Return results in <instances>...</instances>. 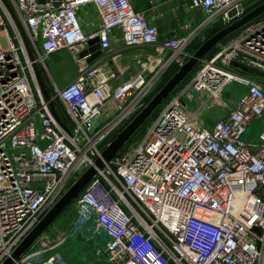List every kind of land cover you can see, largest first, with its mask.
I'll return each instance as SVG.
<instances>
[{
  "label": "built area",
  "instance_id": "built-area-1",
  "mask_svg": "<svg viewBox=\"0 0 264 264\" xmlns=\"http://www.w3.org/2000/svg\"><path fill=\"white\" fill-rule=\"evenodd\" d=\"M183 1L207 19L161 39L131 0H0V264L151 89L141 87L143 72L114 87V74L80 56L87 42L97 38L104 52L118 30L125 48L168 53L164 66L180 67L202 28L244 13V0ZM90 5L97 22L86 33L80 12ZM60 51L76 70L53 95L65 106L68 131L53 117L33 68ZM232 62L264 72V20L203 59L130 156L117 154L98 171L72 202V224L59 239L48 241L46 230L12 264H66L60 249L79 236L96 243L87 264H264V124L254 141L246 139L263 117L264 86ZM232 84L245 93L228 95ZM109 104L122 108L115 118L103 115ZM213 111L223 114L207 128L201 116ZM89 224L92 233L83 234Z\"/></svg>",
  "mask_w": 264,
  "mask_h": 264
},
{
  "label": "water",
  "instance_id": "water-1",
  "mask_svg": "<svg viewBox=\"0 0 264 264\" xmlns=\"http://www.w3.org/2000/svg\"><path fill=\"white\" fill-rule=\"evenodd\" d=\"M39 3H44L45 0H37ZM235 10L228 13L229 18H234ZM264 14V2L252 9L250 12L241 15L233 20L223 29L205 40L202 45L191 55L188 60L184 62L177 72L167 81V83L153 96V98L139 111V113L118 133L115 138L109 142L102 150L99 157H97L93 165L89 166L80 177L68 188L56 204L41 218L38 224L31 230V232L21 241L12 254L2 264H12L19 259L31 245L51 226V224L66 210V208L77 199L80 193L87 187L92 179L101 171L105 164L109 163L127 142L134 136L139 128L150 118V116L159 108L160 105L177 89V87L184 81V79L194 70V68L201 62L204 57L216 46H218L225 38L231 34L239 31L247 24ZM22 34V32H21ZM23 36V34H22ZM24 37V36H23ZM102 54L99 48L98 39L93 38L86 44V49L80 53L81 57H87V63H91ZM231 66L246 76L264 81V72L246 65L232 62ZM36 80L42 94V97L49 104V109L59 123V125L68 131V128L60 120L54 105L51 101L44 83L41 79L39 71L36 66H33Z\"/></svg>",
  "mask_w": 264,
  "mask_h": 264
},
{
  "label": "rangeland",
  "instance_id": "rangeland-1",
  "mask_svg": "<svg viewBox=\"0 0 264 264\" xmlns=\"http://www.w3.org/2000/svg\"><path fill=\"white\" fill-rule=\"evenodd\" d=\"M252 2H254V0H244L243 1L242 5L244 8V11L247 12V11H249V9L254 7L255 4H252ZM82 18H83V21L85 22L84 30L86 32L91 31L93 29V26H94L93 25L94 21L89 19L87 16L82 15ZM197 18H199V21H201V22L205 21L207 19V17L205 15L200 14L199 12H197ZM218 22H219V19H216V21H214V23L208 24L204 28H202V30L198 33V35H195L194 41L198 42V41L202 40V38L206 37L207 34H210L211 33L210 31L215 27V24ZM254 24L255 23H253L252 25H254ZM174 25L176 26L175 29H177L178 28V22H175ZM246 28H243L240 31H238L236 34H234L233 36L228 38L227 41L220 43V45L215 47L214 50L211 53H209V55L205 59L211 58L219 49L226 46L231 39L241 36L245 32ZM176 31L179 32V30H176ZM191 50L192 49H190V48L188 49V46H186V48L184 49V52L186 53V55H188V58H189V56H191V53H192ZM144 52H146V54L150 55L149 57H151V58H150V60H146L143 62L144 63L143 64L144 71H143V83H142L141 87H144L150 83L151 89L148 93L150 95L158 89L159 85L161 87V84L167 79L168 74L166 75L165 70L168 67L164 66V64L162 62H160L159 64L157 63L158 65L154 71V49L153 48H146L144 50ZM159 54H161V57H167V58L169 57V54L165 53V52L159 53ZM55 55L46 59L44 62V65H43V63L39 62L38 68H37L39 71V74L42 73V75H44V76L45 75H51V77H52V80H49L50 82L48 81V84H46L45 80L42 79L43 77H41L42 81L45 83V88H46V90L50 96L56 95V93L59 91V89L65 87L68 83H70L72 81V79L68 76V73L65 69H56L55 68V66L62 65L68 59L59 56L60 60H58L56 58L57 53ZM62 58H64V59H62ZM165 60H166V58H165ZM172 66L176 67V64H174ZM200 67H201V62L198 63V65L194 68V70L187 76L186 79H184V81L177 88H181V87L185 86L193 78L194 74L197 72V70H199ZM173 69L171 71H173ZM256 80H258L259 82L261 81L259 79H256ZM261 83L264 86V81H261ZM227 92H228V95H230L231 97L239 98L241 95H243L245 93V88L238 85V84H232L231 86L228 87ZM170 98L171 97L169 96L164 101V103L159 106V108L155 112L156 114L157 113L159 114V112L168 104ZM106 107L107 108L109 107V110H108L109 112H108V114L106 113L107 118H115L119 114V112L121 113V111H122V108H119L118 106H114V105L109 104V106L107 105ZM107 108H105V109H107ZM105 111H107V110H105ZM222 114L223 113H221L219 111L218 112L213 111L210 114L201 116V120H203L202 122H204L205 124L208 122L209 124L206 127L209 128L210 127L209 125L214 123L219 117L222 116ZM153 120H154V117H152V119H148L139 128V130L136 132L134 137L121 149L122 151H120L118 153V154H120V156H123V155H125L126 157L130 156V154L133 152V149L143 140V138L146 134L147 128ZM263 124H264V113H263V117L261 120L254 121L250 124V126L248 128V133L246 136L247 141H254V139L257 136L258 130L260 129L261 126H263ZM203 126H204V124H203ZM113 135H114V133H111L107 137V139L102 144H100L98 146V148L101 149L102 146L104 145V143L108 142L109 138L112 137ZM72 211H73V204L69 205L66 208V210L47 229L46 236H47L48 241H50V242L56 241L57 239L60 238V236L68 228H70V226L72 224V220H73ZM92 231H93V228H92ZM96 240H98V239H96ZM74 241L75 242H73V241L68 242L67 244H65L60 249V251H61L64 259L67 261V263L68 264L74 263L73 259H74L77 247H79L86 255H88V258L91 260L92 259L91 249L94 246H96V243L93 241H89L88 236H79V238L76 237ZM73 243H75L76 246ZM74 264H87V263L85 261L78 260Z\"/></svg>",
  "mask_w": 264,
  "mask_h": 264
},
{
  "label": "crops",
  "instance_id": "crops-1",
  "mask_svg": "<svg viewBox=\"0 0 264 264\" xmlns=\"http://www.w3.org/2000/svg\"><path fill=\"white\" fill-rule=\"evenodd\" d=\"M259 1L260 0H254L252 4H255ZM131 5L135 12L142 14L150 24L156 26L161 39L171 37L173 35V32H175L176 30H179V32L176 31L178 35H182L183 32L180 29L184 25H190L191 29H195L199 24L203 23V21L201 22L199 21V18H197V12H199L200 14L202 13L199 10L189 9L188 5L183 0H131ZM80 14L82 20L83 15L94 21L93 25L97 22L96 9L92 5L83 8ZM175 22H178L177 29H175ZM144 50L125 48L120 40V32L118 30H114L110 36L109 49L102 52L99 58L88 64L90 66L99 67L106 75L114 74L115 76L111 80V84L114 87H117L131 81L133 78H135V76L141 74L144 71L143 62L146 60H150L151 58L149 57L150 55L144 52ZM59 56L64 57L68 60L65 63L62 62V65L55 66V68L65 69L68 73V76L72 80L75 79L76 70L69 54L65 51H60L57 52L56 58L58 60H60ZM165 58L167 59V57H161V54L156 53L154 50V71L160 62H165ZM40 75L41 77H43L42 79L45 80L46 84H48L49 80H52L51 75H45L46 77L42 75V73H40ZM50 98L52 99V103L60 120L63 123H67L68 119L66 116V109L64 104L58 98H54L53 95H51ZM105 110H107L106 113L109 112V107ZM106 113L104 115H106ZM208 124V122L206 124L204 123V126L206 127L208 126ZM212 125L213 123L209 126L211 127ZM92 228L93 224H89L82 229V233H87L88 235H90V233H92ZM96 242L99 241L96 240ZM73 244L75 245V243ZM84 257L88 258V255H86L79 247H77L73 262L75 263L78 260L85 261ZM66 264H68L67 261Z\"/></svg>",
  "mask_w": 264,
  "mask_h": 264
},
{
  "label": "trees",
  "instance_id": "trees-1",
  "mask_svg": "<svg viewBox=\"0 0 264 264\" xmlns=\"http://www.w3.org/2000/svg\"><path fill=\"white\" fill-rule=\"evenodd\" d=\"M264 2V0H260L259 2H257V3H255V5H254V7H252L251 9H249V11L250 10H252L253 8H255V7H257V6H259L260 4H262ZM249 11H247V12H249ZM246 11H244V13L243 14H246L247 13ZM264 14H262L261 16H259L258 18H256L255 20H253L251 23H249V24H247L245 27H243V28H246V27H248L249 25H252L253 23H256V22H259V21H261V20H264ZM225 26H227V25H223V24H221V23H216L215 24V27L210 31L211 33L210 34H207V36L206 37H204L203 38V40H200V41H198V42H195L194 40L188 45V49L190 48V49H192L191 50V55L202 45V43L205 41V40H207L208 38H210L212 35H214L215 33H217L218 31H220L221 29H223ZM242 28V29H243ZM241 30V29H240ZM239 30V31H240ZM238 32V31H237ZM237 32H235V33H233V34H231L229 37H227V38H225L221 43H223V42H225V41H227L228 40V38H230L231 36H233L234 34H236ZM214 50V48L209 52V53H211L212 51ZM209 53L204 57V59L209 55ZM190 55V54H189ZM188 60V57H186L185 58V60L184 61H187ZM172 65H174V64H171V65H169L168 66V68L165 70V72H166V75H167V79L161 84V87L177 72V70L179 69V66H177L176 65V67L175 66H172ZM172 67V68H171ZM174 68V69H173ZM173 69V71H171ZM168 72V73H167ZM187 78V77H186ZM185 78V79H186ZM160 85H159V87H158V89L154 92V93H152V94H148L147 95V97L144 99V101H143V106H142V108L153 98V96L160 90ZM164 103V102H163ZM141 108V109H142ZM141 109H139L118 131H117V133H115L112 137H110L109 138V140H108V142H106V143H109V142H111L114 138H115V136H116V134H118L138 113H139V111L141 110ZM156 112V111H155ZM153 113L151 116H150V118L149 119H152V117H154V119L157 117V115H158V113L156 114V113ZM136 134V133H135ZM134 134V135H135ZM134 137V136H133ZM132 137V138H133ZM131 138V139H132ZM130 139V140H131ZM129 140V141H130ZM128 141V142H129ZM127 142V143H128ZM106 143H104V145L102 146V148L105 146V144ZM101 148V149H102ZM122 151V150H121Z\"/></svg>",
  "mask_w": 264,
  "mask_h": 264
},
{
  "label": "bare ground",
  "instance_id": "bare-ground-1",
  "mask_svg": "<svg viewBox=\"0 0 264 264\" xmlns=\"http://www.w3.org/2000/svg\"><path fill=\"white\" fill-rule=\"evenodd\" d=\"M105 108H107V107H105ZM105 112H106V111L104 110L103 115L105 114Z\"/></svg>",
  "mask_w": 264,
  "mask_h": 264
},
{
  "label": "flooded vegetation",
  "instance_id": "flooded-vegetation-1",
  "mask_svg": "<svg viewBox=\"0 0 264 264\" xmlns=\"http://www.w3.org/2000/svg\"><path fill=\"white\" fill-rule=\"evenodd\" d=\"M261 82V81H260Z\"/></svg>",
  "mask_w": 264,
  "mask_h": 264
}]
</instances>
